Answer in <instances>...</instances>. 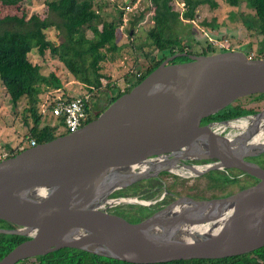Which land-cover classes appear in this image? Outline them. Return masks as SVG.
Here are the masks:
<instances>
[{"label": "water", "instance_id": "95a60500", "mask_svg": "<svg viewBox=\"0 0 264 264\" xmlns=\"http://www.w3.org/2000/svg\"><path fill=\"white\" fill-rule=\"evenodd\" d=\"M165 58L77 131L0 160V220L26 239L0 264L75 248L135 264L216 259L264 246V107L237 114L264 93V57L240 49ZM212 160L256 182L220 198L180 197L132 222L110 205L148 204L111 194L173 162Z\"/></svg>", "mask_w": 264, "mask_h": 264}, {"label": "trees", "instance_id": "16d2710c", "mask_svg": "<svg viewBox=\"0 0 264 264\" xmlns=\"http://www.w3.org/2000/svg\"><path fill=\"white\" fill-rule=\"evenodd\" d=\"M22 0H0L2 4L14 5ZM137 0H127L123 9H119L112 19L104 18L99 11L100 3L95 0H45L48 12L54 13L59 21L50 19L49 15L41 17L37 13L30 16H4L0 18V84L4 87L6 94L12 103L16 104L19 99L25 98L22 111V122L27 128V132L22 136L21 140L15 146L10 143L5 144V149L9 152L5 157L0 156V160L14 156L21 150L30 147L31 140L35 145L47 142L57 136L67 134L63 124V115H54L52 108L54 99L58 90L66 91L63 80L53 70L49 74L44 75L40 72V66L33 63L29 58V53L36 50L39 56L43 57L46 52L61 62L64 68L70 72L75 80L83 85L90 94L89 100L86 102V110L90 112L92 106V98L101 91H107L113 95L111 100L116 99L122 93L128 91H117L112 94L116 88V83L109 80L110 77L103 73V62L107 59L106 51L118 52L121 46L117 45V32L123 22V15L126 6H132L128 11H134L136 7L133 4ZM151 5H143L137 8V12L133 18L129 19L130 31L128 35L133 38L135 26L145 19L147 12H152L155 17L154 25L151 27H143L145 30V44L148 49L141 45H136L141 50L145 61L142 63L143 68L134 72L124 74V82L131 88L140 82L150 71L158 66L166 56L188 52L195 55L209 54L219 50H227L230 48L218 49L211 43L201 45L200 49H193L187 41V38L178 33L177 25L182 24V19H194L196 10L199 6L208 3L211 7L218 6L215 0H182V11L175 9L172 0H151ZM228 5L236 7L245 2L246 5L253 10V17L256 19L255 29L261 37L256 55L253 58L264 57V0H224ZM105 3V1H104ZM115 11L116 5L113 4ZM258 22V23H257ZM202 24L206 26H214L213 23L204 21ZM55 25L57 28H63L62 39H49L46 30ZM247 30L254 29L246 27ZM156 31L153 36L152 31ZM140 31V30H139ZM192 33V32H191ZM189 39L196 44H201L200 40L189 34ZM160 37V38H159ZM245 48L244 51L249 57L251 52ZM106 50V51H105ZM157 51V54L154 53ZM114 54V53H113ZM114 58V57H112ZM187 56H179L175 62L187 61ZM137 66V65H136ZM140 73L137 77L136 74ZM102 79H107V83L102 87ZM57 89V90H56ZM44 92L49 97L42 99ZM68 94L67 92H65ZM69 99V97H68ZM47 105L45 113L41 110V105ZM264 107V93H256L242 98L236 108L237 114L249 113ZM95 119V117L93 118ZM88 118L85 124L93 120ZM84 124V125H85ZM254 159L264 166V153L254 157ZM220 172L211 171V173ZM224 176H227L224 174ZM250 177L249 175H246ZM213 179L208 177L206 184L210 186ZM228 182L232 184L234 179L227 176ZM141 185L139 183L130 185L129 187L117 190L115 194L130 195L134 194ZM131 205L144 208L137 203H121L119 207L130 210L133 214ZM136 214V212H135ZM145 216H137L140 221ZM126 218V217H125ZM129 220V219H128ZM26 237L16 234H0V258L4 256L15 245L24 240ZM40 258L38 264H135L126 261L116 260L112 258L102 257L86 251L75 248H61L45 255L36 257ZM34 264L35 260H25ZM149 264H264V246L255 249L249 253L225 258L205 259L197 258L186 261H172Z\"/></svg>", "mask_w": 264, "mask_h": 264}, {"label": "rangeland", "instance_id": "374dc122", "mask_svg": "<svg viewBox=\"0 0 264 264\" xmlns=\"http://www.w3.org/2000/svg\"><path fill=\"white\" fill-rule=\"evenodd\" d=\"M100 3V14L107 19H112L114 14L120 9H123V6L127 0H95ZM105 1V3H104ZM218 3V6L211 7L208 3L199 6L196 10V15L194 19H182V24L177 25L176 29L179 34H182L184 41L191 42L193 49H200L201 45L206 43H211L220 48H248L249 45L252 49L250 54L256 55V50L259 47L261 37L257 34V29H255L256 19L253 17V10L250 9L246 3L243 1L240 5L233 7L228 5L224 0H215ZM151 0H137L134 4L137 8L143 5H151ZM182 0H172V5L175 9L182 11L183 4ZM116 5V11L113 6ZM141 5V7L143 6ZM152 6V5H151ZM134 9V11L136 10ZM125 10L123 15V22L119 27L117 32V45L121 46L118 52H109L106 51L107 59L102 63L103 68L102 72L110 77L109 80L116 83V86L121 88L125 87L123 82L124 74L129 72H134L137 69H142V63L145 61L143 55V49L135 48L136 45H141L148 49L147 44H145V30L143 27L148 25H154L155 17L152 12H147L145 19L135 26L134 30L131 29V32L135 31L133 38H130L128 31H130L129 19L133 18L134 15L138 12ZM32 13H37L41 17L49 15L50 19L54 21H59V18L54 14L50 13L47 10L45 0H22L14 5H5L0 2V18L4 16H18L27 15L30 16ZM204 21L213 23L214 26H206L202 24ZM258 23V22H257ZM148 26V27H149ZM254 29L247 30L246 27H251ZM140 30V31H139ZM46 35L49 39L60 40L62 39L63 28H57L55 25H51L46 31ZM192 32V33H191ZM62 33V34H61ZM153 36H156V31L153 30L151 33ZM189 34H194L198 38L201 44H196L194 41L189 39ZM160 38V37H159ZM249 49V48H248ZM114 53V54H113ZM156 53V51H155ZM114 57V58H112ZM29 58L33 63H37L40 66V72L44 75L49 74L51 71H55L59 77L63 80L64 86L68 94L63 92V90H58L56 92V97H72L81 94H87V90L83 85L75 80V78L68 72L63 64L59 62L56 57H52L49 52L41 57L38 55L36 50H32L29 53ZM137 65V66H136ZM107 79H102V87L107 83ZM129 90L130 87H125V90ZM57 90V89H56ZM49 95L47 92H44L42 99H48ZM55 97V98H56ZM25 98L18 100L16 104L12 103L8 95L5 92L4 87L0 84V156L5 155L9 152L8 149H5V144L10 143L11 146H15L21 140L22 136L27 132V128L22 122V111ZM42 110V105L40 106ZM231 177H236V181L231 183L225 182L223 174L217 175L216 173L208 174L207 177H202L199 179L200 183H204L212 177L213 182L210 183L211 188L213 189L214 195L218 194L220 191L228 192L229 188L247 186L251 183L249 178L244 177L242 174H239L238 171L229 170L227 175ZM180 181L175 180L173 185L178 184ZM133 209V214L127 213L126 210L121 211V215L126 217L129 220H137L135 212L145 213L144 210L139 206L131 205Z\"/></svg>", "mask_w": 264, "mask_h": 264}, {"label": "flooded vegetation", "instance_id": "af4514ba", "mask_svg": "<svg viewBox=\"0 0 264 264\" xmlns=\"http://www.w3.org/2000/svg\"><path fill=\"white\" fill-rule=\"evenodd\" d=\"M189 44V42L187 41ZM240 50L244 51V48H238ZM155 53V51H154ZM179 53V52H178ZM185 55L182 56H189V55H195L193 53L188 52H182ZM157 54V51L156 53ZM176 54V53H175ZM173 55V54H172ZM170 56V55H169ZM166 56L165 58H167ZM178 58V57H176ZM176 58L172 62H175ZM189 58V57H188ZM164 60V59H163ZM182 62V61H181ZM124 82V80H123ZM125 83V82H124ZM128 84L125 83V87H127ZM125 87H117L115 88L114 91H112V94H115L117 91H123L125 90ZM113 95L109 94L107 91H101L100 93H97L93 98H92V106L90 109V112L86 116V120L88 118H96L99 113L104 109V107L107 105L108 102H110L111 97ZM255 160V159H254ZM256 161V160H255ZM257 162V161H256ZM174 164L172 165V170L171 171H162L158 173L157 176H152L148 177L146 179H142L138 182H135L133 184L139 183L141 186L138 188V190L134 194L130 195H123V194H115L114 196L111 194V197H117V196H137L142 200H145L148 202V204H139L143 206V212L146 210L145 213L141 212H136V216H145L143 219L147 218L154 212L166 207L168 204L172 203L176 199L180 197H192L196 200H207V199H212V198H220L224 196H228L230 194H233L251 184H254L256 180H254L252 177L246 176L245 173L241 172L240 170L234 169V168H228V167H219L214 170H209L208 172L202 173L200 175H196V173L189 169L188 166H193L196 168L197 171H201L205 169L208 165L214 163L212 160H184L181 159L180 161L173 162ZM260 164V163H259ZM229 170H235L238 171L239 174H242L244 177L249 178L251 183L248 184L247 186H242V187H234L229 188V191L226 193L224 191H220L218 194L220 195H214L213 189L210 188L209 185L206 184V181L204 183H200L199 179L202 177H207L208 174L211 171L215 172H220L221 174H226L229 173ZM229 178L234 179L235 181L237 180L236 177H231L229 174L227 175ZM175 180H179L180 182L175 185H173V182ZM225 182L228 183V179L225 178ZM131 184V185H133ZM130 186V185H129ZM128 186V187H129ZM116 192V191H115ZM113 192V193H115ZM138 204V203H137ZM120 204H112L110 205V209L112 212L121 215V211L125 210L122 207H119ZM127 213H129L130 210H126ZM123 216V215H121ZM124 217V216H123ZM142 219V220H143ZM134 222V221H133ZM17 226L0 220V234H14V233H8L7 231L10 230H15ZM18 235V234H16ZM22 236V235H21ZM26 237V236H24ZM26 239V238H25ZM40 256V255H38ZM37 256L27 258L25 260H35L36 262L34 264H38L41 260L40 258H36ZM23 260L19 264H30L32 262H28Z\"/></svg>", "mask_w": 264, "mask_h": 264}, {"label": "built area", "instance_id": "2783aa9c", "mask_svg": "<svg viewBox=\"0 0 264 264\" xmlns=\"http://www.w3.org/2000/svg\"><path fill=\"white\" fill-rule=\"evenodd\" d=\"M183 4V3H182ZM133 6H135L133 4ZM133 8L132 6H126L127 10ZM250 58L255 57L254 54H249ZM137 77L140 76V73L136 74ZM90 94H81L72 97H56L54 99V105L52 108V113L54 115H63V124L65 130L70 132L77 131L81 128L86 121V116L88 111L86 110V102L89 100ZM47 105L42 104V112L47 111ZM30 146H34L35 142L33 140L29 143ZM7 154L2 155L5 157Z\"/></svg>", "mask_w": 264, "mask_h": 264}]
</instances>
